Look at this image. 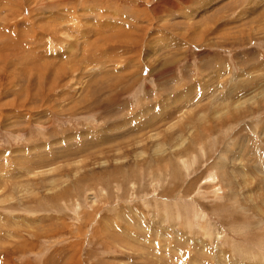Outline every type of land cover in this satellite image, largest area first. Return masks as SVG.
<instances>
[{
  "label": "rangeland",
  "instance_id": "obj_1",
  "mask_svg": "<svg viewBox=\"0 0 264 264\" xmlns=\"http://www.w3.org/2000/svg\"><path fill=\"white\" fill-rule=\"evenodd\" d=\"M0 264H264V0H0Z\"/></svg>",
  "mask_w": 264,
  "mask_h": 264
},
{
  "label": "bare ground",
  "instance_id": "obj_2",
  "mask_svg": "<svg viewBox=\"0 0 264 264\" xmlns=\"http://www.w3.org/2000/svg\"><path fill=\"white\" fill-rule=\"evenodd\" d=\"M109 88V87H108ZM4 260V259H3ZM5 261V260H4Z\"/></svg>",
  "mask_w": 264,
  "mask_h": 264
}]
</instances>
